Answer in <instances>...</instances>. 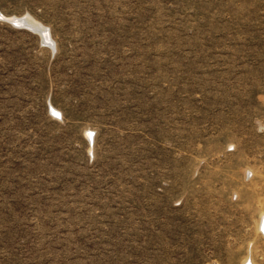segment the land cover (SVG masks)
<instances>
[{
  "label": "rangeland",
  "instance_id": "obj_1",
  "mask_svg": "<svg viewBox=\"0 0 264 264\" xmlns=\"http://www.w3.org/2000/svg\"><path fill=\"white\" fill-rule=\"evenodd\" d=\"M0 14V264H264V0Z\"/></svg>",
  "mask_w": 264,
  "mask_h": 264
},
{
  "label": "bare ground",
  "instance_id": "obj_2",
  "mask_svg": "<svg viewBox=\"0 0 264 264\" xmlns=\"http://www.w3.org/2000/svg\"><path fill=\"white\" fill-rule=\"evenodd\" d=\"M0 17H3L1 14H0ZM29 18V16H26V18ZM5 18V17H4ZM7 19H10V20H12V21H18V22H21V21H24L25 22V19H17V18H15V19H13V18H7ZM7 19H5V20H7ZM29 20H30V18H29ZM32 24H33V21H32ZM40 25V24H39ZM39 25H36L38 28H43L44 26H41V27H39ZM35 26V27H36ZM45 29L43 28V30H42V34L46 37V38H48V36H47V34H46V30L44 31Z\"/></svg>",
  "mask_w": 264,
  "mask_h": 264
},
{
  "label": "water",
  "instance_id": "obj_3",
  "mask_svg": "<svg viewBox=\"0 0 264 264\" xmlns=\"http://www.w3.org/2000/svg\"><path fill=\"white\" fill-rule=\"evenodd\" d=\"M13 22V21H12ZM16 26H19V27H26L25 25H24V22L23 21H21V22H18V21H15V22H13Z\"/></svg>",
  "mask_w": 264,
  "mask_h": 264
}]
</instances>
